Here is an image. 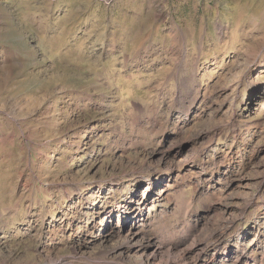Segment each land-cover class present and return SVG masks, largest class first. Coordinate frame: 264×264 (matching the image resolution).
Here are the masks:
<instances>
[{"label":"rangeland","instance_id":"374dc122","mask_svg":"<svg viewBox=\"0 0 264 264\" xmlns=\"http://www.w3.org/2000/svg\"><path fill=\"white\" fill-rule=\"evenodd\" d=\"M133 231L264 240V0H0V264H136Z\"/></svg>","mask_w":264,"mask_h":264},{"label":"bare ground","instance_id":"6f19581e","mask_svg":"<svg viewBox=\"0 0 264 264\" xmlns=\"http://www.w3.org/2000/svg\"><path fill=\"white\" fill-rule=\"evenodd\" d=\"M243 53H244V51L241 50V54H243ZM241 54L238 55L237 57H240ZM173 239L170 238V241L167 244L164 243V242H159V243H156V245H155V247H157L158 249H160V248H162V249L166 248L167 249V251L169 253V258H163L164 261H165V264H170L171 262L178 263V262H181V261H185L184 264H194V262L193 263L191 262V261H193L192 256L189 255L191 253V250L192 249H188V247H186V248H181L180 253L175 252L176 250L179 249L178 248L179 247V244L172 242L171 240H173ZM154 240H155V237H151L150 235L147 236L146 239H143V237H140L136 232L133 231L131 233H125L124 235H118V239L116 241H125V242H127L126 245H129L130 243L131 244H135L137 247H139L142 250V253L139 254V256L142 257V258L139 259V261H137L136 264H149L150 261L153 260V257H155V255H156V252H155L156 249H155V247L152 250L147 251L150 248V246L154 244V242H155ZM219 240H221V239H219ZM235 240H236L235 242L238 243L239 239L237 238ZM212 241H213V239H212ZM113 243L110 246L111 250H114L115 249V247L113 246ZM226 243H229V242H227V241L223 242L222 241L221 245L222 244L224 245ZM258 244L260 246L256 244V247L254 246V248L251 247L249 249L250 252H249V250L245 251L244 249L239 252V255H238L237 258H242L241 259L242 260L241 261L242 262L241 264H244V261H249L256 254H259L260 255V258H259L260 259L259 260L260 262L257 263V261L254 258V259H252L253 260V263L252 264H264V262H263V257H264V240L262 242L260 241ZM221 245H218V243H216L214 245V248L215 249H219V251H221V252H224L225 251V253L223 254V258L226 259L225 256H227V253H228L227 251L228 250H225V247H223V248L221 247L220 248ZM257 247H259V248L257 249ZM255 249H257V252L255 251ZM182 258H184V259L182 260ZM41 264H69V262H67L64 258H59L57 256H50V257L46 258L45 261L43 263H41Z\"/></svg>","mask_w":264,"mask_h":264}]
</instances>
